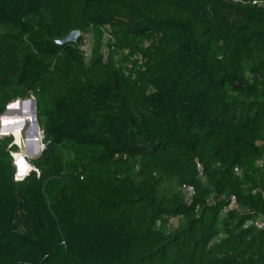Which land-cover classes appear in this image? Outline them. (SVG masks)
Returning <instances> with one entry per match:
<instances>
[{
    "label": "trees",
    "instance_id": "trees-1",
    "mask_svg": "<svg viewBox=\"0 0 264 264\" xmlns=\"http://www.w3.org/2000/svg\"><path fill=\"white\" fill-rule=\"evenodd\" d=\"M77 29L90 60L56 41ZM30 96L44 137L24 102L1 123L26 141L0 135V264H264V0H0V117Z\"/></svg>",
    "mask_w": 264,
    "mask_h": 264
},
{
    "label": "built area",
    "instance_id": "built-area-1",
    "mask_svg": "<svg viewBox=\"0 0 264 264\" xmlns=\"http://www.w3.org/2000/svg\"><path fill=\"white\" fill-rule=\"evenodd\" d=\"M255 3H257L258 1H254ZM105 32H104V35H103V41L104 43L106 44L107 42L109 41H114V37L112 35V27L109 26V25H106L105 26ZM83 34V33H82ZM84 35V38L82 39V41L80 42V48L81 50L83 51L85 57L87 60H90L91 57H92V47H91V41L93 39V37L89 40H87L85 38V35H86V32L83 34ZM93 35V34H92ZM149 43L146 44V46H148ZM115 59L117 60L118 59V55L115 56ZM134 59H139L140 62L143 61V56L142 54H138V53H135L133 55H131V60H134ZM132 62V61H131ZM41 132L43 134V130L41 129ZM13 157H14V160H16V157H15V152H13ZM259 164L260 165H263L264 166V159H261L259 161ZM198 166L201 168L202 165L200 163H198ZM38 170V169H37ZM39 174V170L37 172ZM187 195L188 196H192L193 193H194V189L193 187H188L187 190ZM234 206H237L236 204V198L235 197H232V204H231V207H234ZM174 220L173 219H170L169 220V225L170 224H173ZM160 225V222L158 223ZM245 225L247 227H250V226H253V227H257L259 229H264V212H260L259 214H257L256 216L252 217V218H249Z\"/></svg>",
    "mask_w": 264,
    "mask_h": 264
},
{
    "label": "water",
    "instance_id": "water-1",
    "mask_svg": "<svg viewBox=\"0 0 264 264\" xmlns=\"http://www.w3.org/2000/svg\"><path fill=\"white\" fill-rule=\"evenodd\" d=\"M81 36H82V31L79 30V29H77V30L72 31L71 33H69V34H67V35H65V36H63V37L57 38L56 41H57L59 44L73 43V42H77V41L80 39ZM29 100H30V102L32 103V110H33V112H34V114H35L36 123H37V125L40 127L39 122H38V120H37V114H36V113H37L36 99H35V98H32V99H29ZM29 100H25V101H29ZM21 101H24V100L21 99V98H17V99H15V100H13V101H11V102H9V103L7 104V107H6L5 111H4V113H3V114L1 115V117H0V125H1V123H2L3 116H4V114L7 112V110H8L10 107L14 106V105H19V104L21 103ZM1 132H2V131H1V128H0V133H1ZM4 133H5V132H4ZM4 133H3V134H4ZM5 135L9 136V135H12V134H6V133H5ZM43 137H44V131H43ZM41 141H42V139H41ZM14 143L17 144L16 139L14 140ZM41 143H42V146H41V145L39 146V143H38V147L41 149L40 153L37 154V155H33V156H31L30 158H35V157H37V156L40 155L41 152L44 150L45 146H44L43 142H41ZM32 152L34 153V151H32ZM25 162L27 163L26 170L29 169L30 166L33 167V170L30 171V172H29V171H26L25 174H24L23 176L18 177V174H19V168H18V166H17V178H18L19 180L24 179L25 177H27V176L30 175V174H33V173H37V172H38L37 168H36L34 165H32V164L29 162V160H28L27 158H25ZM15 163H16V160H15ZM16 165H17V163H16Z\"/></svg>",
    "mask_w": 264,
    "mask_h": 264
},
{
    "label": "rangeland",
    "instance_id": "rangeland-1",
    "mask_svg": "<svg viewBox=\"0 0 264 264\" xmlns=\"http://www.w3.org/2000/svg\"><path fill=\"white\" fill-rule=\"evenodd\" d=\"M90 37L92 38L93 37V35H92V31H87L86 32V35H85V38L87 39V40H89L90 39ZM91 47H93L94 46V40L92 39V41H91ZM32 98H34L33 96H30V97H28V98H25V99H23L24 101L25 100H29V99H32ZM29 104V107H31L32 105H31V102L30 103H28ZM17 108V106H14L12 109H16ZM14 111V110H13ZM12 111V112H13ZM30 124V123H29ZM28 124V122H26V125L25 126H27V125H29ZM0 128H1V125H0ZM26 128V127H25ZM40 129H41V127H40ZM15 135L17 134V133H15V132H13ZM0 135L1 136H6L5 134H3L2 132L0 133ZM16 138H17V143H18V145H19V151L21 150V145H20V140H23L24 142L26 141V137L24 136V135H22L21 136V139L18 137V135H16ZM42 140H43V138H42ZM43 142V141H42ZM34 152H36V151H34ZM28 160L29 159H31L30 158V156H28V157H26Z\"/></svg>",
    "mask_w": 264,
    "mask_h": 264
},
{
    "label": "bare ground",
    "instance_id": "bare-ground-1",
    "mask_svg": "<svg viewBox=\"0 0 264 264\" xmlns=\"http://www.w3.org/2000/svg\"><path fill=\"white\" fill-rule=\"evenodd\" d=\"M23 102H24L25 106L27 105V106L29 107V104H27V103H30V100H29V101H21V103H23ZM21 103H20L19 105H14V106H17V107H18V106L21 105ZM31 105H32V103H31ZM14 106L10 107L9 109H12ZM30 108H31V111H33V110H32V106H31ZM9 109H8V110H9ZM8 110H7V112H8ZM7 112H6V113H7ZM12 133H13V132H11V133H7V134H12ZM13 134H14V133H13ZM16 135H17V134H16ZM16 135H15V136H16ZM13 136H14V135H13ZM15 136H14V137H15ZM15 139H16V142H17V138H16V137H15ZM17 145H18V144H17ZM18 147H19V145H18ZM39 153H40V152H39ZM39 153H37V154H39ZM15 154H16V153H15ZM37 154H36V155H37ZM15 157H16V155H15ZM16 160H17V158H16ZM24 161H25V160H24ZM25 163H26V162H25ZM26 167H27V163H26ZM26 167H25V169H24L22 172L19 171V174H22L21 176H23V175L25 174L26 171H29V169H30L31 166H30L29 169H27V170H26ZM29 172H30V171H29ZM19 174H18V177H20Z\"/></svg>",
    "mask_w": 264,
    "mask_h": 264
}]
</instances>
